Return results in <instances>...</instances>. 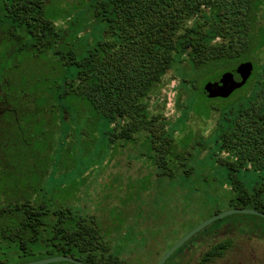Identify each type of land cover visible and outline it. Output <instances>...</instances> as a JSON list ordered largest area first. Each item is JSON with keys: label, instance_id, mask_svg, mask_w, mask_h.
<instances>
[{"label": "trees", "instance_id": "obj_1", "mask_svg": "<svg viewBox=\"0 0 264 264\" xmlns=\"http://www.w3.org/2000/svg\"><path fill=\"white\" fill-rule=\"evenodd\" d=\"M48 2L0 5V44L7 46L0 48V264L38 256L126 264L112 254L93 217L55 206L43 192L36 177L44 160L38 139L54 130L48 116H67L64 104L72 99L105 119L111 142H142L156 176L173 180L192 158L190 140L178 150L166 117L150 113L147 99L176 63L186 64L182 87L208 100L203 89L210 79L199 87L202 74L252 63L243 86L215 98L223 102L212 108L220 115L216 162L231 182L230 205L264 213V63L255 60L264 46V0H91L87 21L101 23L104 36L92 44L81 42L71 15L62 20L71 19L66 30L49 18ZM43 57L60 64L55 84L26 72L48 74ZM243 170L260 174L250 190L236 178ZM243 218L246 230L264 238V219Z\"/></svg>", "mask_w": 264, "mask_h": 264}, {"label": "rangeland", "instance_id": "obj_2", "mask_svg": "<svg viewBox=\"0 0 264 264\" xmlns=\"http://www.w3.org/2000/svg\"><path fill=\"white\" fill-rule=\"evenodd\" d=\"M47 1L46 15L60 21L58 25L62 29H68L71 19L62 20L67 15L74 17L77 23L74 32L82 31V43L103 39V25L95 20L87 21L90 14L84 9L91 0ZM0 45L1 49L7 47ZM42 60L48 74L27 69L26 72L30 78L40 77L47 80L44 83L55 84L63 72L60 64L49 57ZM255 60L259 65L264 63V46ZM8 64L9 61L5 63ZM233 65L218 66L202 74L198 86L233 70ZM185 66V63L174 64L147 99L150 113L166 117L178 150L185 145L187 137L190 140L187 148H191L192 158L173 180L156 176L142 138L136 146L111 142V128L105 119L72 99L64 104L67 116H48L46 120L55 125L54 130L42 133L38 139L37 147L43 149L44 160L37 166L36 177L43 192L55 206L69 208L77 216L93 217L112 254L126 264H156L183 234L234 208L228 202L231 196L228 173L216 162L219 152L215 129L220 115L212 108H220L223 102L184 89L180 74ZM39 120L44 122L45 117ZM236 178L250 190L260 174L243 170ZM243 217L232 215L217 220L193 239L231 244L226 257L216 264H264V238L246 230L249 224ZM35 258L9 264L46 259ZM178 259L179 256L170 257L165 264H176Z\"/></svg>", "mask_w": 264, "mask_h": 264}, {"label": "water", "instance_id": "obj_3", "mask_svg": "<svg viewBox=\"0 0 264 264\" xmlns=\"http://www.w3.org/2000/svg\"><path fill=\"white\" fill-rule=\"evenodd\" d=\"M253 72V65L251 62H243L215 79L210 80L203 89L207 98L225 97L231 94L234 90L243 86ZM209 91V92H208ZM232 215H250L264 219V213L254 209L233 208L223 213H219L206 221L200 223L195 228L187 232L180 238L165 254L157 261L156 264H164L185 242L199 233L213 222ZM56 263H70V264H84L80 260L68 256H55L42 260L32 261L22 264H56Z\"/></svg>", "mask_w": 264, "mask_h": 264}, {"label": "flooded vegetation", "instance_id": "obj_4", "mask_svg": "<svg viewBox=\"0 0 264 264\" xmlns=\"http://www.w3.org/2000/svg\"><path fill=\"white\" fill-rule=\"evenodd\" d=\"M185 234H183L180 238H182ZM220 235H222V234H220ZM215 236L218 237L217 235H215ZM193 237L190 238L187 242H185L171 256V257L179 256L180 259L177 260L176 264H213V263L216 264L217 261H222L226 257V253L231 248L230 247L231 244L229 246H226L223 248V244L225 242L213 244V243H208L209 242L208 239L203 240V241H201V240L198 241V240L193 239ZM226 243H228V242H226ZM173 245H171L167 249V251ZM216 252H218V254H216Z\"/></svg>", "mask_w": 264, "mask_h": 264}]
</instances>
